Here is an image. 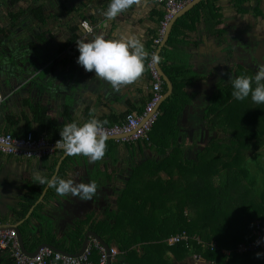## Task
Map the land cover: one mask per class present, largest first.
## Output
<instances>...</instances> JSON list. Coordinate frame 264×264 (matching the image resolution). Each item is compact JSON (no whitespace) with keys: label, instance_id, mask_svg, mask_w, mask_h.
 I'll return each mask as SVG.
<instances>
[{"label":"crops","instance_id":"obj_1","mask_svg":"<svg viewBox=\"0 0 264 264\" xmlns=\"http://www.w3.org/2000/svg\"><path fill=\"white\" fill-rule=\"evenodd\" d=\"M94 3L95 0H89V8H74L80 20L85 18L91 25L89 33L79 26L80 23L66 25V6L59 4V0H0V130L13 137L35 132L36 138L54 143L58 140L49 139L44 133V127L49 123H55L62 130L66 123L72 121L124 119L127 113L144 109L151 89L150 77L143 74L133 83L114 89L110 83L95 77L94 72H86L77 64L79 52L76 42L90 40L100 33L111 37L118 30L131 29L143 34L145 49L150 52L163 8L158 0H149L147 11H137L134 5L112 20H103L102 12L106 11L109 0ZM37 7H41L39 15L44 18L43 23L35 18ZM217 7L222 23L215 29L199 19L193 26H184L180 42L171 47L166 42L172 25L167 39L152 52L159 57V67L163 62L177 66L182 63L185 76L191 80L183 90L189 102L177 118V140L183 144L187 159L194 158L199 146L204 147V142L208 140L202 134L203 111L213 87L225 73L222 58L226 57V53L228 57H235V52L231 55L227 49L264 37V0L247 1L241 13L231 0H218ZM72 18L75 19V16ZM72 35L77 36L76 40L65 47ZM161 51H164L162 58ZM19 64L22 67H17ZM32 66L36 68L34 73H31ZM161 71L171 85L170 89L167 81L161 79L166 89L162 94L164 97L168 90L172 92V83L168 75ZM43 77V85H40L39 78ZM36 107L45 111L41 120L39 116L34 120ZM106 143L105 156L95 162L84 156L66 157L59 148L43 157L0 153V231L14 230L8 229L9 225L20 229L27 223L24 242L28 240L25 243L28 242L29 248L31 239H39L43 229L39 222L48 221L51 233L60 238L80 221H101L107 213L115 212L120 192L129 186L134 169L160 155L157 148L150 149L142 142L125 144L108 138ZM37 171L49 178H73L75 183L94 181L97 192L91 200L60 196L47 185L36 183L33 174ZM160 177L165 178V174L161 173ZM136 187L140 188L139 185ZM35 197L36 200L25 211L28 201ZM109 247L116 248L114 245ZM27 248L28 252H32L37 246L33 250ZM135 250L140 254L139 246ZM121 255L118 251L111 264H128L122 261ZM165 256L171 259L169 264H193L190 262L195 259L206 264L199 255L180 258L167 253ZM0 264H12L6 252L0 251Z\"/></svg>","mask_w":264,"mask_h":264},{"label":"trees","instance_id":"obj_2","mask_svg":"<svg viewBox=\"0 0 264 264\" xmlns=\"http://www.w3.org/2000/svg\"><path fill=\"white\" fill-rule=\"evenodd\" d=\"M217 1L202 0L177 19L167 45L176 46L183 29L193 26L199 19L211 29L220 25ZM247 1L231 0L240 13ZM40 8L37 7L34 14L43 23ZM67 12H74V9ZM160 17L162 19L163 13ZM76 38L72 35L65 47L71 46ZM153 51L155 46L148 52L144 72L148 77V62ZM227 51L232 55L234 49L229 47ZM162 55L164 51L160 52V58ZM168 63L163 62L160 67L171 80L172 92L158 108L148 141H135L150 149L157 148L160 157L134 169L129 186L121 190L117 199V210L107 213L104 220L80 221L60 238L51 233L49 225L45 227V222H39L43 226L39 239L29 240L32 243L29 248L26 240L27 249L47 243L74 254L81 246L85 231L92 230L106 244L114 245L122 254V261L128 264H169L171 259L165 256L167 253L180 258L199 255L206 264H264V249L245 253L234 251L238 244L256 239L252 231L257 221L264 224V105L254 104L250 98L236 101L231 95L229 78L248 73L243 68H237L235 73L230 71L226 74L228 79L215 84L203 111L204 126L212 132L211 137L194 158L187 159L183 144L177 140V118L189 102L183 90L191 80L185 76L182 63L180 66ZM165 91L162 81L161 93ZM44 112L36 107L34 120L38 116L41 120ZM142 112L140 109L135 114ZM122 120L115 117L100 121H106L103 125L111 127ZM59 131L61 128L55 123L44 127L46 137L52 140L60 139ZM246 153L250 158H246ZM161 173L165 178L160 177ZM35 200L36 197L28 201L25 211ZM26 225L20 227L23 239L26 238ZM182 232L198 237L201 244L191 241L190 246L183 243L168 246L165 243L170 236ZM211 243L215 244L213 250ZM136 246L140 247V254ZM223 251L230 253L226 255ZM88 260L91 264L98 263L95 248L91 249Z\"/></svg>","mask_w":264,"mask_h":264},{"label":"clouds","instance_id":"obj_3","mask_svg":"<svg viewBox=\"0 0 264 264\" xmlns=\"http://www.w3.org/2000/svg\"><path fill=\"white\" fill-rule=\"evenodd\" d=\"M137 6V11L149 8V0H109L108 7L102 15L112 20L126 10ZM79 55L77 64L86 72H94L95 77L111 84L114 89L128 85L138 80L146 71V61L149 53L143 43V34L131 29L117 31L111 37L103 33L95 35L90 40L77 41ZM159 57L151 56L153 62ZM231 95L236 101L251 100L257 105H264V63L257 66L254 75H239L229 78ZM102 122L91 118L78 123H66L59 131L60 139L56 148L62 150L64 156H84L90 162H95L105 156L108 137L102 132ZM39 185H47L60 196H75L80 200H91L97 192L94 181L75 183L73 178L64 179L59 176L49 178L42 176L39 171L33 174ZM260 255L259 253L257 254Z\"/></svg>","mask_w":264,"mask_h":264},{"label":"built area","instance_id":"obj_4","mask_svg":"<svg viewBox=\"0 0 264 264\" xmlns=\"http://www.w3.org/2000/svg\"><path fill=\"white\" fill-rule=\"evenodd\" d=\"M191 1L193 0H158L163 8V17L159 22L155 38L153 39L155 50L162 43L170 22ZM80 26L86 32L90 33L92 31L91 25L86 20L81 21ZM148 68L151 77L150 98L144 106L143 112L140 115L127 113L120 124L111 127L102 126V132L108 138L121 143H131L139 140L148 141V132L157 118L158 109L156 110V108L162 99V80L151 59L148 62ZM56 142L49 143L43 138H36L32 132H28L23 137H13L11 134L0 130V153L5 155L43 157L54 152ZM252 232L256 239L248 244H238L234 249L236 253L264 249V224L257 221ZM191 241L201 244L198 237H190L186 232L170 236L167 239V244L173 246L183 243L190 246ZM92 248L98 251L99 260L97 264H108V261L111 263L118 255L116 248L109 247V253L107 254L105 249L95 239H91V242L87 244L79 256L63 255L47 247H42L35 255L29 256L21 251L14 230L0 231V251L8 254L12 264H91L88 257ZM210 248L213 250L215 244L211 243ZM223 252L226 255L230 253V251Z\"/></svg>","mask_w":264,"mask_h":264},{"label":"water","instance_id":"obj_5","mask_svg":"<svg viewBox=\"0 0 264 264\" xmlns=\"http://www.w3.org/2000/svg\"><path fill=\"white\" fill-rule=\"evenodd\" d=\"M199 1H201V0H193L188 6H184V8H183V9H182V10H181V11H180V12L174 17V19L170 22V24H169V26H168V28H167V31H166V34H165V37H164L163 41H165V40L167 39V37H168V35H169V32H170V30H171V27H172L173 23L175 22V20H176L178 17H180L184 12H186L187 10H189L192 6L196 5ZM163 41H162V42H163ZM154 65H155V67H156V70H157L158 75L160 76V78H161V79H165V80L167 81V83H168L170 89H171L170 82L167 80V78L165 77V75H164L163 72L161 71V69H160V67H159V65H158V62H154ZM17 67L20 68V67H22V66H20V64H19ZM31 69H32V72H31V73L36 72V68H35L34 66H32ZM16 70H17V69H15V72H16ZM16 73H18V72H16ZM31 75H32V74H30V76H31ZM39 82L41 83L40 85H43L44 77H43L42 79L39 78ZM170 94H171V90H168V92L165 94V96L162 97L161 101H163L164 99H166ZM161 101H160V103H161ZM160 103L158 104L156 110L158 109ZM203 109H204V108H203ZM203 109H202V111H203ZM201 126H202V129H204V130H203V133H202V134H204L203 136L207 137L209 133H208V130L205 128L204 123H201ZM210 136H211V135H210ZM207 138L210 139V137H207ZM204 143H205V142H204ZM199 144L202 145V144H203V141H202V142H199ZM202 148H203V146H199V150H201ZM47 223H48V221L44 223V226H45V227L47 226ZM13 226H14V225H9V226H8V229L13 228V229L15 230V232H16V238H17V241H18V244H19V247H20L21 251H22L24 254L29 255V256H33V255H35V254L37 253V251H38L40 248H42V247L50 248V249H52V250L55 251V252L61 253V254H63V255L71 256V257L79 256L80 254H82V252H83L84 249L86 248V246H87L88 241H89L90 238L95 239V240H96V241H97V242H98V243H99V244L105 249L106 253H107V254L109 253V245L106 244V243H105V242H104V241H103V240H102V239H101V238H100L95 232H93V231H91V230H87V231H85V233L83 234V239H82L81 246H80L79 250H78L76 253H74V254L64 252V251H62V250H60V249L55 248V247L52 246L51 244H47V243H41V244H39V245L37 246V248H36L34 251H32V252H28V251L26 250L25 246H24V239H23V236H22V234H21V232H20L19 227H18V226H14V227H13ZM108 264H111V263L108 261Z\"/></svg>","mask_w":264,"mask_h":264},{"label":"flooded vegetation","instance_id":"obj_6","mask_svg":"<svg viewBox=\"0 0 264 264\" xmlns=\"http://www.w3.org/2000/svg\"><path fill=\"white\" fill-rule=\"evenodd\" d=\"M262 35L264 36V32ZM239 44L233 48L235 57H228L229 55L226 53V57L224 59L222 58L221 61L225 67V73L222 77L223 79H219V82L228 79L226 74H229L230 71L235 73L237 68H243L244 71L248 73V75H254L257 66L261 63H264V37L258 40L250 39L245 44ZM208 133L209 134L207 137H209L212 132L208 131Z\"/></svg>","mask_w":264,"mask_h":264},{"label":"rangeland","instance_id":"obj_7","mask_svg":"<svg viewBox=\"0 0 264 264\" xmlns=\"http://www.w3.org/2000/svg\"><path fill=\"white\" fill-rule=\"evenodd\" d=\"M58 0H56V2H57ZM98 1H101V0H98ZM98 1L96 2V0H95V3H94V5L95 4H97L98 3ZM63 4L64 6H66V10L68 11L69 9H71V8H76V7H79V8H82V7H87V8H89L90 6H89V0H59V4ZM104 12V11H103ZM102 12V13H103ZM67 14V17L65 18V22H66V25L67 26H71V25H69L71 22H75L74 24H78V23H80L81 22V17L80 16H77V14H75L74 12H66ZM72 16H75V19H73L72 18ZM102 17H103V20H105L106 18L102 15ZM80 20V21H79ZM256 38V37H255ZM258 39H260V37H257L256 38V40H258ZM210 137V136H209ZM207 138V137H206ZM208 141H209V139L207 140V142L206 143H204L203 145H206L207 143H208ZM246 158H250V154L249 153H246ZM193 260V259H192ZM193 262V264H203V261L202 260H197V259H195V260H193V261H191L190 263H192Z\"/></svg>","mask_w":264,"mask_h":264}]
</instances>
